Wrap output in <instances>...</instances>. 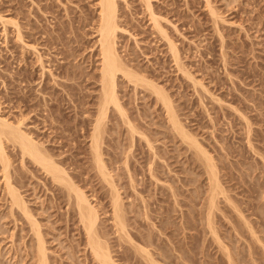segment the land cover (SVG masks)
Returning <instances> with one entry per match:
<instances>
[{
	"label": "rangeland",
	"instance_id": "obj_1",
	"mask_svg": "<svg viewBox=\"0 0 264 264\" xmlns=\"http://www.w3.org/2000/svg\"><path fill=\"white\" fill-rule=\"evenodd\" d=\"M97 1L0 0V116L14 125L20 123L99 204L100 226L106 228V241L119 264H151L142 258V246H150L166 264H228L223 243H217L205 225L203 206L210 184L201 153L198 159L195 148L174 131L150 87H135L122 76L118 94L136 132L112 109L103 146L122 196L129 236H134L125 240L113 225L111 188L100 180L90 155L99 93L98 56L93 47ZM118 1L124 28L117 38L121 55L139 75L164 88L186 130L218 162L225 193L219 195L221 210L215 209L214 220L221 242H229L228 249L234 246L231 253L239 251L240 256L232 253L238 263L243 257L247 264H264V171L262 166L254 174L252 170L263 163L249 147L246 126L248 118L249 138L263 155L264 0H146L175 42L177 61L166 37L154 26L147 2ZM5 145L11 160L6 174L10 173L9 180L38 223L48 263L93 264L78 216L64 191L30 158H23L19 146L11 141ZM2 165L0 161V264H39L36 235L25 214L11 208L9 177ZM127 168L132 170L131 180ZM232 202L257 227L254 231L261 244L254 241L247 218L240 219ZM132 243L139 244V249ZM246 248L254 251L249 253L253 258Z\"/></svg>",
	"mask_w": 264,
	"mask_h": 264
},
{
	"label": "bare ground",
	"instance_id": "obj_2",
	"mask_svg": "<svg viewBox=\"0 0 264 264\" xmlns=\"http://www.w3.org/2000/svg\"><path fill=\"white\" fill-rule=\"evenodd\" d=\"M146 5H147V9L149 10L150 16L154 20V26L158 29V31L161 34H163L166 37L165 39H167V41L169 43L170 51H172V53H173V55L177 61L179 59V53H178L179 51L177 49L175 42L169 38L168 34L166 33L167 32L166 29H164V27L162 26V24L160 22V19H159L160 17L156 16V13L154 12L153 8L151 7L149 1L146 3ZM119 10L120 9H119V1L118 0H98L97 1V18H96V20H94V23H95L94 29L96 32V39L94 41L93 47H96V52H97V56H98L97 57V61H98V66H97L98 74L97 75H98V77L96 80L99 83V93L97 96V111H96V113L94 112L95 115L93 114L94 115V122L92 121L93 127H92V131L90 134V139H91V142H90L91 143V145H90L91 154L90 155L92 156V163H93L92 165L96 169L98 175L101 177L100 180L104 181L106 183V185H109L111 188V192H110L111 200L110 201H111V206H112L113 225L116 227L115 229L117 230V232H119L118 235H123V233H124L125 240L127 239V237L130 238V237L134 236V234H133V236H131V234L129 236V233H131V232L130 231L128 232L129 226H128V220H127L126 215H125V209H124L123 203H122L123 202L122 198H121L122 196L120 194L119 188H117L118 184L116 183L115 177L112 173V170H111L112 168L110 169V166L108 165V163L104 157L105 152H104V146H103L104 140H105V134H106V126H107L106 121H107V118L110 116V112L112 109L115 110L116 113L122 117V119H125L124 120L125 123H126V121H127V123H129V127H131V125L134 126V124H130L131 122H128V120L130 121V119L127 118V116H128V114H127L128 112L126 111L127 108L125 109V106L123 105L124 103H122L121 97L118 94L119 93L118 92V79H119V77L122 76V78H125L129 82L133 83L135 85V87H137L138 85H141L143 87L144 86L150 87L152 89V92L155 93L156 98L161 101V104L165 108L166 115L169 119V122L172 124L171 126L174 129V131L178 132L181 135L180 136L181 139H183V141L186 144H188L187 145L188 147H190L191 149L195 148L194 150H196V152H194L193 154L197 153L196 155L198 156V159H200L201 155H202L203 159L202 158L201 159L203 160L204 163L202 162V160H199V161H201V164L203 163V166H204V164L206 166V169L204 167V170L207 171V175H208L207 181L210 184V187H209L210 189L209 188L207 189L208 193H209V195H207L208 198L206 199L207 203H204V204H206V206H203V208L206 207L205 208V214H203V216H205L204 220H206V222H205L206 224L205 223L204 224L208 227L207 228L208 230L210 229V234H211V232L213 233L212 235H214V239L216 237V240L217 239L220 240V241L217 240V243L219 242L220 244L223 243V244L227 245V246H224L222 244V247H221V248H223V251L224 250L226 251L225 253L227 254V256L225 253H223V254H225V256L228 258L227 261H229V263L228 262L227 263L228 264H241V263H243L242 261L244 260L243 257L240 261L241 263L240 262L238 263L239 258H234L232 255L234 250L232 253H231V251H229V249H231V246H233V245H230V248L228 249L229 245L227 243H229V242H227V243H224L223 241L221 242V240H222L220 238L221 235H218V232L220 230L217 232L218 228H216L218 226L217 225L218 223L216 224V222L214 220L217 218V217L215 218L214 215H215V209L217 207H219V206H217V204L219 205V202H218V199H220L219 195L220 194L222 195V193L223 194L225 193V191H223L225 189L223 187V184H222L223 180L221 181V179H220L221 176L219 175L220 173L218 172L219 166H217L218 164H216L217 161L214 157L210 156V153L207 152L208 150L206 151L205 147H204L205 149L203 148V145L198 140V138L193 137L192 136L193 134L190 135L191 134L190 131L186 130V126L184 127V124H182L183 122L180 121L181 119L178 118L179 117L178 114L176 115V113H175L176 110L172 106L173 104L171 102V98H170V96L167 95L168 93L164 91V88L159 87L158 85L151 83V81L149 82V80H146L145 77L139 75L134 69H132V67L129 66L128 62L121 55V53L119 51V47H118L117 38L119 35V31L124 30V28L122 27V22L120 20ZM259 14H257V15H259ZM257 31H260V30L258 29ZM19 36H20V34H19ZM221 37H222V43H224V39H223L224 36L222 35ZM222 48H224V46ZM223 53H225V52H223ZM62 54H63V52H62ZM224 62H226L225 57H224ZM68 70L69 69L67 68V70H65V71L67 72ZM81 71H83V70H81ZM76 72H75V74H77ZM83 72H85V71H83ZM82 73H81V75H82ZM66 74H68V72ZM78 74H80V73H78ZM95 74H96V72H95ZM262 74H264V73H262ZM71 75L73 77L74 74L71 73ZM74 76H76V78H79L78 77L79 75H74ZM73 78H75V77H73ZM262 81H264V79H262ZM65 84L69 86V84L63 83V85H65ZM260 84L264 85V83H261V82H260ZM246 98H248V97H246ZM256 99L258 100L259 98L255 97L254 100H256ZM258 101H260V100H258ZM261 101H262V99H261ZM260 104L263 105L262 102ZM260 104H258L259 107H261ZM235 109H238V108H235ZM239 112H241V110ZM243 115H242V117L244 119V117L246 115H244V116ZM247 120H249V119L247 118ZM247 120H246L247 123L246 122L245 123H246L248 130H247V128H246V130L248 131L247 133L250 134L252 131V126H250L251 124H249ZM250 123H251V121H250ZM131 130H132V132H134L133 130H135V127H131ZM135 132H136V130H135ZM249 134H247V138L249 140L248 144L250 145L249 147L251 148V150L254 151L255 154L257 153L256 155L259 154L260 157H262V159L260 158V161H262V163H263L259 167H257V165H259V163L256 162V160H255V162L258 164L256 166H253L254 169H252V170H253V174H254V172H256L257 169L260 168L261 166L263 167V168L262 167L261 168L264 171V154L262 155L263 152L261 153V152L257 151V149L255 147L256 144L253 143L251 138H249ZM133 139H134V137L132 138V140ZM147 140H150V139L147 138ZM7 141H11L12 144L19 146V148L21 149V152H22L21 154L23 155V158H25V156L30 158L34 163H36L45 172V174L47 176L50 177L52 182L55 185H57V187L60 189V191L61 190L64 191L63 194H66V196H67L66 201L68 202V205H70L71 209H73V211H75L77 216H78V220H79L78 222L81 225L83 232H84V236H85V247L87 248L88 252L92 256V260L94 262L93 264H119V262L116 261V258H114V255H112V250H111L112 248L110 249V247L108 245L109 243L106 241V239H107L106 238V228H103L102 226H100V222H99V220H100L99 211L100 210L98 207L99 204L96 205L91 201L90 196L81 188V186L78 184L79 182L75 180V178L72 174H70L68 168H66L63 165L62 161L54 158V156L51 155L52 153L50 154L49 152L45 151L40 146L39 142H36L31 135H29L26 131H24L22 129L20 123L17 125H14V123H11L8 119H5L2 116H0V161H2V164L5 166V168H4L2 165L5 174H6L7 168L10 166L9 164L11 163L10 162L11 160H9L10 158H9L8 153H7V150H6L7 148L5 145ZM151 145H153V144L150 143V146ZM132 146H134V144ZM129 150H131V149H129ZM129 150H128V152H129ZM199 152L201 153V155ZM198 153L200 155V158H199ZM211 155H212V153H211ZM128 156H129V154H128ZM127 158L128 157L125 158L126 159L125 165L128 164ZM128 171H130V168L128 169ZM7 172H9V171H7ZM130 172H128V173H130V175H131L132 170ZM151 172H152V169H151ZM7 174H8V176H6V178L9 177L7 179L8 180L7 181V184H8L7 187H8V192H9V195L11 196V201H12V207L11 208L14 209L16 207L17 209H20L22 211V213L25 214L27 219H29L31 226H32V230L34 231V234L36 235L35 245H36V250H37L36 253L38 255V262H39V264H49L48 263V257H47V247L45 245V239L42 235V232L40 231L38 223L33 218L32 213L30 212L28 206L26 205L25 199L23 198V196H21L20 191L13 184L14 181L9 180L10 179V176H9L10 173H7ZM132 176H133V174L130 176V180H131V178L133 179ZM255 183H258V186H259L258 181L257 182L255 181ZM209 184H208V186H209ZM256 186H257V184H255L254 188H256ZM173 188L174 187L172 186V189ZM255 191H256V189H255ZM263 191H264V189H263ZM175 194H174V196H176ZM225 195H228V194H225ZM263 198H264V192H263ZM230 199H231V197H230ZM230 199H228V201H230ZM232 201H234V200H232ZM232 203H231L232 206L236 207L234 202H232ZM219 209L221 210L220 207H219ZM235 209H237L236 210V211H238L237 213L240 214L239 215L240 219L244 218L243 220L242 219L241 220L246 221V218L248 216L246 214L243 215L244 211L241 213V211L243 209H241V208L239 209L237 207ZM245 216H247V217H245ZM225 218H226V216H225ZM248 218H247V221L245 223L248 226V231H251L249 233H251V234L253 233L252 238H254V241H255V240H257V237H259L258 236L259 233L255 234L257 231L255 232L254 230H256L257 227H256V229H254L255 228V227H253L254 224H251ZM239 222H240L239 225H241V221H239ZM255 224H256L255 226H258L257 223H255ZM220 225L222 227L223 224H220ZM236 227H238V226H236ZM244 227H245V224H244ZM207 229H206V231H207ZM238 229H239V227H238ZM238 229H237V231H238ZM235 231H236V228H235ZM238 233H239V231H238ZM253 235L256 237H253ZM132 239H134V238H132ZM132 239H129V242H130V240H131V242H133ZM230 239H231V237H230ZM259 239H261L260 241H262V238H258V240H257L260 243ZM227 240H229V238ZM149 241L144 240L145 243L146 242L148 243ZM135 242H136V240L134 241V243ZM256 242H255V244H256ZM137 243H139V242L137 241ZM247 243H248V241H247ZM250 243H251V245L253 244L252 242H250ZM136 244H133V245L135 246ZM151 244L153 246V243H151ZM151 244L148 243V245H151ZM154 244L156 245L155 242H154ZM220 244H218V246H220ZM263 244L264 243H262V247L264 246ZM138 245L139 244H137L136 249H139ZM248 245L249 244H247L246 246H248ZM142 247L140 249H141V251H143V254L142 253L141 254L145 256L142 258L147 259V261H145L146 259L145 260L143 259L145 262L149 261V262H151V264H162V263L166 264V260H165V262L163 261L165 258L164 259H163V257L161 258V259H163L162 260L163 262L161 261V259H157V255H158L157 253H156L157 255L154 253L156 256V257H154L153 252H151L149 250L150 246L146 249H144ZM243 247H245V246H243ZM249 247H251V246L249 245ZM252 247H255V246L252 245ZM251 248L250 249L246 248L249 250V252L247 254L249 256L251 255V254H249L250 252H254V251H251ZM159 249H160V247H159ZM219 249H220V247H219ZM236 249H237V246H236ZM242 250L244 251V249H242ZM245 251H247V250H245ZM161 252L163 253L164 251H161ZM256 252H258V251H256ZM238 253H239V251H237V254ZM255 254H257V253H255ZM257 255H255V257ZM259 255H258V258H259ZM159 256H161V255H159ZM167 256L168 255H166L165 257H167ZM238 256H240V254H238ZM260 256H262V254ZM252 258H253V256H252ZM236 259L238 261H236ZM158 260L161 263H158L159 262ZM251 260H253V259L250 258V261ZM257 260L259 262V259H257ZM244 261H246V264H247V261H249V260H244ZM255 261H253V262H255ZM262 263L263 262H261V264Z\"/></svg>",
	"mask_w": 264,
	"mask_h": 264
}]
</instances>
